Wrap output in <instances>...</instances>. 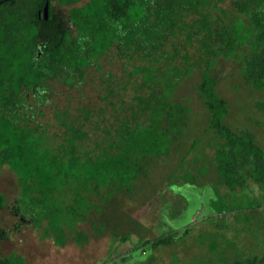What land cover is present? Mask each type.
Wrapping results in <instances>:
<instances>
[{"label":"trees","instance_id":"1","mask_svg":"<svg viewBox=\"0 0 264 264\" xmlns=\"http://www.w3.org/2000/svg\"><path fill=\"white\" fill-rule=\"evenodd\" d=\"M11 1L0 5V168L13 173L17 194L6 204L0 193V209L16 222L0 227V242L28 224L54 246L67 238L82 245L87 235L78 225L94 226L92 212L100 215L115 195L130 193L153 159L177 148L190 110L171 99L182 77L176 58L184 60V76L192 66L199 71L194 88L207 111L204 132L215 138L208 164L221 192L264 183V152L250 133L222 123L228 106L211 73L219 57L232 58L243 82L264 93V0H48L66 7L64 16L50 7L49 22L35 16L44 0ZM188 49L198 57L192 66ZM111 52L143 62L129 73L134 95L125 113L102 121L97 111L99 121H89L90 112L78 107L85 121H77L61 109L53 114L58 132L37 120L50 83L77 84L87 67L99 72L98 60ZM111 77L104 75L108 87ZM255 106L264 113V100ZM23 263L16 250L0 252V264ZM242 264H264V253L255 251Z\"/></svg>","mask_w":264,"mask_h":264},{"label":"rangeland","instance_id":"2","mask_svg":"<svg viewBox=\"0 0 264 264\" xmlns=\"http://www.w3.org/2000/svg\"><path fill=\"white\" fill-rule=\"evenodd\" d=\"M59 11L63 14V8ZM188 50L192 66L198 57ZM174 62L182 77L171 99L190 110L177 148L174 145L169 154L153 159L133 182L130 193L115 195L101 207L100 215L91 213L98 232L88 220L78 225L87 235L82 245L76 246L67 238L63 247H56L50 238L39 239L38 231L23 224L0 242L2 254L16 250L26 256L25 264H242L255 251L264 253V191L259 189L264 183L226 190V195L221 192L223 184L208 164L215 138L204 132L207 111L194 88L199 71L192 66L194 70L184 76V60L176 58ZM142 63L137 55L127 58L111 52L98 60L99 72L93 65L87 67L77 84L68 87L53 81L37 120L49 121L50 131L58 132L61 129L53 114L63 109L81 121L78 107H84L92 117L89 121H99L97 111L102 121H115L113 115L125 113L134 95L129 73ZM238 70L237 60L223 57L211 70L216 92L228 106L222 123L233 131L250 133L264 152V113L255 106L264 100V93L251 90ZM105 74L112 75L109 87L103 83ZM108 88L110 95L105 94ZM194 154L199 157L196 162ZM0 193L6 204L17 194L14 175L6 167L0 168ZM15 222L2 207L0 227L9 229ZM159 237L165 242H143Z\"/></svg>","mask_w":264,"mask_h":264},{"label":"flooded vegetation","instance_id":"3","mask_svg":"<svg viewBox=\"0 0 264 264\" xmlns=\"http://www.w3.org/2000/svg\"><path fill=\"white\" fill-rule=\"evenodd\" d=\"M7 1H8V3H10V5L14 4V2H12L11 0H0V5L3 4L4 2H7ZM44 2H45V0L43 1V4H44ZM79 3L80 2H76L75 4H72V5H77ZM43 4H42V6L40 8L36 9L35 16H36L37 20L43 19V21L49 22L47 20V18H48V15L51 12L50 7H53V10H54L53 13H55L56 15H60V16H64L65 15L66 7H57V6L54 5V1L49 2L47 0V13H46V17H44L43 13H42ZM60 8H63V14L60 13V11H59ZM65 25L68 26L66 28H70L71 29V26L69 24H65Z\"/></svg>","mask_w":264,"mask_h":264},{"label":"water","instance_id":"4","mask_svg":"<svg viewBox=\"0 0 264 264\" xmlns=\"http://www.w3.org/2000/svg\"><path fill=\"white\" fill-rule=\"evenodd\" d=\"M42 13H43V16L46 17V13H47V0H45V2L43 4Z\"/></svg>","mask_w":264,"mask_h":264},{"label":"crops","instance_id":"5","mask_svg":"<svg viewBox=\"0 0 264 264\" xmlns=\"http://www.w3.org/2000/svg\"><path fill=\"white\" fill-rule=\"evenodd\" d=\"M57 247V246H56ZM20 255H22L23 257H24V263L23 264H25V262H26V256L24 255V254H21V253H19Z\"/></svg>","mask_w":264,"mask_h":264}]
</instances>
